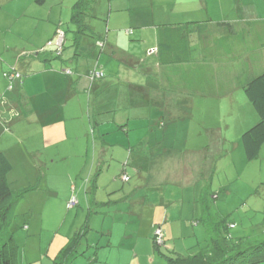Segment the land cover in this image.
I'll return each instance as SVG.
<instances>
[{
    "label": "crops",
    "instance_id": "crops-1",
    "mask_svg": "<svg viewBox=\"0 0 264 264\" xmlns=\"http://www.w3.org/2000/svg\"><path fill=\"white\" fill-rule=\"evenodd\" d=\"M46 1L41 4L44 5ZM74 1L67 3L66 11L61 8L63 6H59L58 12L53 13V7L56 6L54 4L45 16H37L27 15L30 10H37L34 0H0V116L4 124L9 125V130L14 123L17 126L23 122L27 128L31 124L30 130L25 129L28 134H24L31 152L43 153V161L49 169L59 168L57 172L53 170L54 179L46 183L50 195L59 200V211L63 213L67 209V215L72 211L71 208H77L83 203L88 208L87 211L76 209V222L66 230H63L62 224L58 227L49 226L52 231L46 237L40 236L43 222L40 225L35 222L33 225L32 216L25 225L28 232L25 242H18L20 260L23 264H53V258L80 227L83 229L88 225L89 234L93 228L92 215L98 213L97 208H107V211L114 208L127 215L128 219H122L117 226L101 228L103 232L101 231L100 242L104 243L94 244L91 238L87 242V248L97 247V264H156L158 254L161 255L154 245L156 236L162 238V245L168 252H173L178 233L189 231V235H194L199 240L204 235L203 231H196L198 228H194L201 223L196 218L198 207H193L188 215V218L194 217L192 222L196 224L191 228V225L185 223L187 218L184 216V202L180 207H170L173 202L185 199L179 198V194H168V186L176 184L196 191L200 185L201 190V173L211 166L208 144L197 149L198 151L188 152L182 162V169L180 162L172 163L175 160L168 159L169 157L162 159L157 154L161 149L157 145H162L157 142V125L165 127V118L169 117L187 120L186 117H176L173 114L176 110L181 113L183 109H191L194 114L199 103H204L207 107H210L209 104L220 107L225 105L226 100V103H237L236 98H242L240 82L264 70V43H253L252 46L249 41H253L257 33L251 32L253 29L250 21L255 23V29L261 30L264 19L254 16H248L254 17L251 19H228L222 0H219L218 11H212L205 0H99L100 7L94 6L97 0H91L93 17H88L87 23L95 34L87 35L77 33V27L72 23ZM69 17V22H66ZM28 19H40L46 24L38 23L32 27ZM227 22L232 24V28L227 24H220ZM67 23L70 26L64 30L61 26ZM186 23H193L189 37L191 61L163 65L158 55L160 29ZM58 29L65 32V45L61 55L57 53L56 47L46 45L54 38ZM199 30L208 36L201 39ZM126 38L133 40L128 44ZM101 41L103 46L99 45ZM43 46L45 51L36 55L35 53H39L36 50ZM135 47L142 49L146 55L141 63V59L126 50ZM86 58L89 61L83 60ZM150 58L153 60V68L149 63L146 64ZM58 61L61 63H56ZM65 62L74 63L76 68H72L73 64L72 67L67 66ZM123 65H130L129 70L134 72L132 76H136L133 70L135 65L141 66L144 80L139 83L122 80L120 71ZM11 68L19 71L21 78H8L6 70ZM67 69L74 70L76 74L73 71L69 75ZM94 69L103 70L104 77L92 80L90 72ZM9 79L12 80L11 90L1 96L2 88ZM183 106L185 108L181 109ZM136 119L140 120L135 122V128L147 129L155 135L154 139L150 138V133L146 139L143 135L139 143L130 138L129 127H132V122ZM205 119L208 120L200 128L203 132L210 128V118ZM218 119L219 117L215 122ZM89 127L92 128L94 139L101 141L100 148L95 142L90 159V140L86 137ZM185 127L188 130L190 124H185ZM124 135L127 136L129 146L115 143H123L124 140L112 138L120 139ZM199 135L203 137L198 142L204 144L207 141L205 134ZM114 144L119 147L109 149L108 146ZM137 144L146 147L141 149L142 155L134 154L135 151L140 153L136 148ZM13 147V151H17V145L14 144ZM70 150L81 152L80 157L84 153L82 168L92 169L85 179V175L81 174L83 179L80 185L73 178V172L63 169L65 166L60 167ZM0 151L5 152V149L1 146ZM109 151H112L113 156L125 159L122 165H110L114 168L113 174L120 168L118 172L122 174L123 183L130 181V177L129 181L123 178L128 175L126 171L130 158H142L134 159L132 166L138 188L145 185L153 187L149 191L147 188V193L139 194L141 208L122 211L120 204L129 202L134 193L128 191L127 185L122 184L117 176L105 175L110 172L104 171ZM144 152L147 156H143ZM6 155L8 156L7 153ZM95 168L98 170L93 174ZM13 171L14 165L11 172ZM199 193L194 195L195 201ZM74 195L78 204L70 207L69 203ZM102 223L105 226L106 219ZM18 232L14 234L15 238L22 241L24 235L19 233L17 236ZM87 237L88 235L83 240L84 243ZM151 237L152 247L148 244ZM102 251H105L103 255Z\"/></svg>",
    "mask_w": 264,
    "mask_h": 264
},
{
    "label": "rangeland",
    "instance_id": "rangeland-1",
    "mask_svg": "<svg viewBox=\"0 0 264 264\" xmlns=\"http://www.w3.org/2000/svg\"><path fill=\"white\" fill-rule=\"evenodd\" d=\"M23 0H18V2H21ZM209 3L211 6L212 11H218L220 9V2L219 0H205ZM35 8L37 10H30L27 15L29 14H35L37 16H45L46 13L50 8H52V5L56 4V6L53 7V13L58 12L59 6L64 11L67 9V3H71L70 0H47L44 5L38 3L36 0H34ZM218 5H216V4ZM224 6L226 16L228 19H251V18H263L264 19V1L263 0H253V3L251 0H222L221 2ZM58 4V5H57ZM66 6V7H65ZM95 7H100V1L97 0L94 2ZM6 9V7H4ZM8 10V9H7ZM31 12V13H30ZM68 14V13H67ZM71 12H69L68 16H70ZM99 16V15H98ZM248 16H254V17H248ZM67 18V17H66ZM70 17L66 19V22H69ZM105 20V19H104ZM30 23H32V27L37 25L38 23L46 24L40 19H28ZM263 21V20H262ZM54 22V21H52ZM70 26L69 23L62 25L61 27L66 30ZM105 29V28H104ZM72 35V34H71ZM56 33L53 39L55 40ZM128 44L133 40L126 38ZM125 40V41H126ZM47 45V43H46ZM45 45V46H46ZM65 45V43H64ZM41 46V45H40ZM39 46V47H40ZM45 46L41 47L44 48ZM38 47V48H39ZM55 47V46H54ZM41 49H38L36 51H41ZM130 54L137 56L138 59H141L139 62L146 59V55L143 53L142 49H139L138 47L133 48H126ZM147 53H150V50L148 49ZM148 58V57H147ZM130 59H134L133 57H130ZM84 61H89L88 58L83 59ZM60 64L61 62H56ZM153 68V60L150 58L149 61L146 62ZM67 66L76 68V65L74 63H67L65 62ZM130 65H123L121 67L120 71V78L127 82H141L144 80L143 73H141V66H136V68H133L135 71L136 76H132L134 73L132 70H129ZM66 72V69L64 70ZM74 71V70H73ZM103 71V70H102ZM75 72V71H74ZM76 74V72H75ZM4 77V76H3ZM103 78V77H102ZM12 80L7 81V85L3 87L1 91V96H3L4 92L7 90H11L12 87ZM9 82V83H8ZM240 93L242 95L241 97L236 98L237 103L232 104L231 102L226 103L224 101L225 105H212L209 104L210 107H207L204 103H199L195 113L193 114L191 109H183L185 106H183L181 109L182 112L180 113L179 110H176L173 116H182V118L186 117L187 120H179L177 118L170 119L165 118L166 126L165 127H159L157 125V142L162 143V145H157V148H161L159 151H157V154L160 155L162 159L165 157H169L168 159L172 158L175 160L172 163L180 162V168L182 169L183 164L182 162L187 157V153H192L193 151H198L197 149L203 148V146L210 147L209 153V161L215 163V171L213 173V179H212V185L211 188L214 192L217 193L216 199L213 201V208L214 211L219 213L222 217H225L228 221V223L231 225L229 227V234L235 238L238 237H247L250 236V238L253 241H259L264 239V144L262 146L260 155L255 160H248L246 158L244 147L242 144V134L245 130L249 129L253 125H255L259 121V115L254 109L251 102L246 97L243 90H240ZM2 98V97H1ZM137 98V96H136ZM3 100V98H2ZM204 101V100H203ZM3 102V101H2ZM3 108H5L3 106ZM219 114V116H218ZM2 116H0L1 118ZM205 117H209V123L210 128L203 132L200 130L201 125H204L205 122L208 119H205ZM218 121L215 122V119L218 118ZM159 117H157L158 119ZM2 120V121H1ZM0 122V147L5 149V152L8 154L9 158L11 159V162L14 165V171L11 172V174L8 176L9 182L11 184V189L14 192H19L22 190H28L25 194V197L19 202L17 206V215L15 219L12 222L11 230L15 234L17 233V236L19 233H23L24 238L22 241H18L21 244L25 242L26 236L28 235L27 229L25 228V225L27 222H30V219L32 216H34L31 219L32 224L38 223L37 225H40L41 222V228H43V231L40 236H49V231L51 232L52 229L49 226H61L63 225V230L68 229V227L72 224H75L76 222V209H85L88 210L87 205L76 206L77 208H71L72 211H70L69 214L65 215V213L68 212L64 211L61 213L59 211V200L53 198L50 193L48 192L47 184L48 181L51 179L53 180V168L49 169L48 166L43 161L45 156L43 153L38 154L36 152L32 153L31 148L28 145V142L25 140V135L28 134V129L30 128L31 124H29V128L24 126V123L21 122L20 124L16 123L9 125L4 124V120L1 118ZM140 119H136L132 122V127H129L130 129V138L134 139L136 143L141 142V138L143 135H145L146 139L150 133V131H146L140 128H135L136 121H139ZM9 121V120H7ZM215 122V123H214ZM189 123L190 127L188 130L185 127V124ZM135 128V129H134ZM25 129L27 131L25 132ZM190 129V130H189ZM207 129V128H206ZM215 129V130H213ZM30 130V129H29ZM92 128L89 127L88 129V136L89 137V159L90 155H93L94 151V144L96 142V145H98L100 148L101 141L94 139L92 133ZM97 135H99V132H96ZM136 133V135H135ZM140 133L138 136L137 134ZM205 134V137L207 141L205 143H199L198 140L202 139V135L199 134ZM125 134V133H124ZM115 140H124L122 142H115L120 143L124 145H128V139L127 136L124 135L120 139H116L115 137H112ZM150 138L154 139L155 135L151 132ZM112 140V139H111ZM16 144L17 151H13V145ZM135 144V143H134ZM108 146L109 149L114 147V149L118 148L119 146ZM138 145V144H137ZM136 145V146H137ZM129 146V145H128ZM163 146V147H162ZM97 147V146H96ZM167 147V148H166ZM130 148V147H129ZM140 153L134 152V154H141L143 152L141 149H144L146 147H143L142 144L138 145L136 147ZM108 149V150H109ZM173 149L177 151H173ZM109 157L106 158L104 165V171L105 173L108 172L107 177H114L117 176V178L121 181L122 184L127 185L128 191L131 193H134V195L131 196V200L126 203H121L122 205V211L126 209H138L141 208L142 203L141 199H139L140 195L142 193H147L151 189L150 187H153V185H145L142 188H138L137 183V177L135 176L134 170L132 168L134 159H142L141 157L133 156V158H130L129 165L127 166V171L130 181L123 183L121 178V173H119V169L116 171V174H113L112 171L114 170L113 167L116 166L115 163H119V165H122L125 163V159L118 158L117 156H113L112 151H109ZM151 153H149L150 155ZM81 152H76L73 150L68 151L67 159H63V161L60 163V167H63L65 170H70L73 172V178L77 180V184L80 185L81 180L85 177H89L90 170L92 169H84L82 166L84 165L85 157L84 153L83 156H81ZM148 155V157H149ZM143 156H147V153L144 152ZM47 158V157H46ZM51 157H49V160ZM81 159H83V163L81 162ZM180 160V161H178ZM112 164L113 167L110 165ZM176 166V165H175ZM111 167V168H110ZM110 169V170H109ZM59 168L55 169V172H57ZM98 169L95 168L94 173L97 172ZM50 171V174H49ZM122 172V171H121ZM87 173V174H84ZM82 175H85L80 177ZM57 176V175H56ZM81 178V179H80ZM55 181V180H54ZM56 183V182H55ZM52 183H50V186ZM174 186V187H173ZM34 187H37L34 189ZM200 190V185L197 186V190L195 191L194 188H186L172 184L168 186V194L173 193L179 194V198H184L185 200H180L178 202H173V204H170L171 208L174 207H180L181 203L184 202V216H186L185 223L191 225L190 227H194L196 224H193L194 217L191 216L188 218L189 213L191 212V209L193 207H198V211L196 214V218L200 217V207L199 204L195 201L196 198H194V195L197 192V195ZM78 192V191H77ZM151 192H153L151 190ZM76 195V194H75ZM74 195V196H75ZM79 196V195H78ZM76 197V196H75ZM109 199H107L108 201ZM106 201V202H107ZM148 202V201H146ZM109 209L107 208H97L95 214H93V228L89 232V234L86 242L84 243L83 248H86L87 242L91 239H93V243H97L98 245L104 243L100 242L101 238V231L103 232L104 228L106 229L107 226H117L119 221L127 220L128 216L122 214L123 212L116 211L114 208H112L110 211H107ZM101 212V213H100ZM89 213V212H88ZM123 215V216H122ZM106 219V225L104 226L102 223L103 220ZM198 220V219H197ZM64 223H63V222ZM195 223V222H194ZM133 224L131 223L130 227L132 228ZM28 226V225H27ZM80 226V225H79ZM236 226V227H235ZM82 227H80L81 229ZM194 228L196 231H203L204 235L199 239H197L194 235H189V231H184V233L180 234L178 233L176 242L177 245L175 249H173V252H168L164 246H161L162 251L166 253H171L172 255L175 254H181V255H187L190 253L195 252L198 250L199 246H203L206 244V232L205 227L202 223L199 224V226H196ZM136 231V228H135ZM145 230H143L144 232ZM132 233V231H130ZM155 232V231H154ZM185 234V235H184ZM154 235V234H153ZM15 236V235H14ZM147 243V241H145ZM173 243V242H172ZM107 244V242H106ZM148 244L152 247L153 245V238L148 240ZM148 245V247H149ZM191 245H194L193 247H189ZM147 247V246H146ZM147 247V248H148ZM141 249H139L140 251ZM97 251V247H91L90 249L87 248V251L83 255H79L74 261H72V264H97V261L95 260V252ZM172 251V250H171ZM22 252V249H21ZM105 251L101 252V255H103ZM157 256V254H156ZM158 260H156V264H166L165 259L158 254Z\"/></svg>",
    "mask_w": 264,
    "mask_h": 264
},
{
    "label": "trees",
    "instance_id": "trees-1",
    "mask_svg": "<svg viewBox=\"0 0 264 264\" xmlns=\"http://www.w3.org/2000/svg\"><path fill=\"white\" fill-rule=\"evenodd\" d=\"M36 1L41 4L45 0ZM92 7L91 0L74 1L71 20L77 27V33L95 34L87 23L88 17H93ZM191 24L193 23L164 26L160 29L158 55L163 65H177L191 61L192 50L189 40L192 33ZM220 24H227L232 28V24L228 22ZM250 24L253 29L251 32H257L254 40H249L250 45H263L264 23L260 26L261 30L254 28L256 27L254 22L250 21ZM199 34L201 39L208 36L200 30ZM241 40L244 41V38ZM35 54L41 55V51ZM11 71L12 68L6 70V73L11 75ZM240 87L259 115V121L242 134L246 158L255 160L259 157L264 144V70L249 79H243ZM12 169L11 160L5 152L0 151V264H23L20 260V247L11 230V225L17 215V206L29 189L19 192L11 189L8 175ZM214 171L215 163L211 162L210 168L201 173V190L196 200L200 207L198 220L204 225L206 231V244L187 255H172L162 251L163 242H159L156 236L155 248L165 259L166 264H258L264 262V239L253 241L250 236L238 238L231 236L228 232L231 225L227 219L214 211L213 201L217 197V193L211 188ZM87 233L88 225L79 229L53 258V264H72L79 255L85 254L87 247L83 248L82 243Z\"/></svg>",
    "mask_w": 264,
    "mask_h": 264
},
{
    "label": "built area",
    "instance_id": "built-area-1",
    "mask_svg": "<svg viewBox=\"0 0 264 264\" xmlns=\"http://www.w3.org/2000/svg\"><path fill=\"white\" fill-rule=\"evenodd\" d=\"M64 41H65V32L63 30H61V29H58L57 32H56V38H55V40L54 41L53 40L48 41L47 45L48 46H55L57 52L58 53H61V51L63 50ZM99 44L101 46H103V43L102 42H99ZM11 72H12L11 75H9L7 73L5 75L8 78H10V79H12V78H21V73L19 71H17L16 69L13 68ZM67 73L68 74H72L73 71L72 70H67ZM102 77H104V72L103 71L94 69V70H92L90 72V78L92 80L93 79H96V78H102ZM123 178H124L125 181H129V176L128 175H124ZM77 204H78V200H77V198L75 196H73L71 198V200H70L69 205H70V207H74ZM158 240H159V242H161L162 241V238H160L158 236Z\"/></svg>",
    "mask_w": 264,
    "mask_h": 264
},
{
    "label": "clouds",
    "instance_id": "clouds-1",
    "mask_svg": "<svg viewBox=\"0 0 264 264\" xmlns=\"http://www.w3.org/2000/svg\"><path fill=\"white\" fill-rule=\"evenodd\" d=\"M62 30V29H61ZM50 41V40H49ZM48 43V42H47ZM64 43H65V41H64ZM48 46V45H47ZM63 48H64V46H63ZM43 51H45V49H41V52H43ZM57 51V50H56ZM63 51V50H62ZM62 51H61V53H62ZM58 53V52H57ZM61 53H58L59 55H61ZM67 70H69V69H67ZM73 74V73H72ZM69 75H71V74H69Z\"/></svg>",
    "mask_w": 264,
    "mask_h": 264
}]
</instances>
